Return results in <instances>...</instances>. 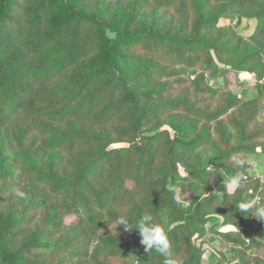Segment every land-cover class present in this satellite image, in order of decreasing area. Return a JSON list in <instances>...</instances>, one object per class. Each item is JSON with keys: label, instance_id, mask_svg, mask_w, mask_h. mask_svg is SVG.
Here are the masks:
<instances>
[{"label": "rangeland", "instance_id": "obj_1", "mask_svg": "<svg viewBox=\"0 0 264 264\" xmlns=\"http://www.w3.org/2000/svg\"><path fill=\"white\" fill-rule=\"evenodd\" d=\"M14 1L22 10L11 18L26 24L37 0ZM74 1L76 9L93 14L104 23L106 37L119 42L126 57L140 60L151 73L147 79L127 77L110 87L106 85L102 94L108 99L114 94L115 106L119 102L125 104V112L109 124L94 126L85 121H66L56 124L51 134L40 133L34 122L44 119L37 106L49 105L54 100L55 94L67 84V78L81 65L76 64L60 78L38 86L27 97L24 108L0 128V264H10L13 259L32 264H91L93 253L107 239L114 244L128 241L134 250V241L141 244V237L123 233V226H117L116 222L104 223L96 236L86 235L76 227L85 208L73 209L72 203L54 189L73 183L97 153L130 146L142 148L144 143L139 136L158 132L167 136L156 159L157 167L165 163L169 140L176 138L188 143L198 139L201 146L190 155L175 156L180 160L178 176L187 180L175 185L185 188L178 202L181 209L178 219L170 220L160 214L153 222L164 230L170 229L180 223L181 217L189 220L192 211L202 204L199 218L204 217L206 224L194 234L192 242L203 251V264H264V220L256 218L264 211V100L260 92L264 85V57L239 71L232 69L243 56L254 52L255 45L262 43L251 39L256 25L249 18L252 8L223 12L226 0ZM45 20L46 27L50 26L48 18ZM206 20L215 21L212 29H203L198 24ZM13 28L9 25L7 31L11 33ZM166 40L191 45V63H179ZM197 41L204 46L195 47ZM227 48L237 51L231 56L219 53ZM102 55L100 52L90 57L91 65L105 69L107 62ZM175 105L176 109H165L139 132L133 131L140 107L159 112ZM208 115L214 119L208 121ZM126 129H131L132 134L122 137L121 132ZM69 132L92 136L99 142L77 147L70 154L49 147L55 138ZM257 148L261 151L257 152ZM237 157L246 160L245 168L235 167ZM52 160L58 162L57 175L49 183L37 182L28 165L38 167ZM209 164L217 173L207 179L206 187L200 186L192 195L191 180L180 166L208 170ZM235 173L246 179L234 192L226 185ZM159 180L160 187L174 185L167 175ZM154 188L150 181L137 186L127 180L111 211L117 218H132L133 223L135 218L146 214L140 206ZM216 189L225 192L223 204L219 199L212 204L207 201ZM19 192L25 195L21 197ZM245 196H251V200L260 198L258 204L250 207V220L240 229L258 239V248L237 246L218 234L236 232L235 227L222 223L229 216L232 223L239 221L235 213ZM191 202L194 203L188 213ZM179 259L175 258V262ZM96 262L135 264L136 257L101 255Z\"/></svg>", "mask_w": 264, "mask_h": 264}, {"label": "trees", "instance_id": "obj_2", "mask_svg": "<svg viewBox=\"0 0 264 264\" xmlns=\"http://www.w3.org/2000/svg\"><path fill=\"white\" fill-rule=\"evenodd\" d=\"M74 2V0H37L29 12L30 20L22 24L11 18L22 10L21 6L15 4L14 0H0V128L24 108L27 97L38 86L60 78L76 64L81 65L67 78V84L55 94L54 100L49 105L37 106L40 116L44 119V121L37 119L34 122L40 133L51 134L56 124L66 121H85L94 126L109 124L115 116L125 112V104L119 102L115 106L114 94L109 99L104 93L102 94L106 85L110 87L127 77L135 79L149 77L150 70L145 68L140 60L126 57L122 52L121 44L106 37L104 23L95 15L76 9ZM247 7L252 8L249 18L256 22L251 39L254 42L262 41V43L255 45L252 54L243 56L242 60L232 68L234 71H239L243 66L264 57V0H226L222 11L228 12ZM46 18L51 22L48 27H46ZM198 24L202 25L203 29H212L215 21L206 20ZM9 25L14 26L11 33L7 31ZM11 39L20 46V50L15 47ZM165 44L169 47V51L174 52L179 63H191L192 56L189 54L193 50L191 45L178 41L167 42V40ZM196 46H204V44L197 41ZM236 51L237 48H227L219 53L231 56ZM100 52L103 53L102 57L107 62L105 69L90 63V57ZM260 92L264 100V85L260 88ZM176 108L175 105L154 112L140 107L138 116L134 120L133 131L139 132L147 127L165 109ZM206 118L212 121L214 116L208 115ZM131 134V129L121 132L122 137H128ZM165 136H167L165 132L139 136L140 141L144 143L142 148L130 146L99 152L82 168L73 183L57 186L54 189L55 193L72 203L73 209L77 210L80 206L85 208L86 211L78 218L76 227L81 228L86 235L96 236L104 223H115L117 217L110 207L117 201L127 180L137 186L150 181L151 186L155 187L147 200L141 204L142 212L151 214L153 218L165 214L167 219H178L181 209L179 203L173 199V190H178L182 195L185 188L181 189L175 185L187 180L178 176L177 168L180 160L175 156L194 153L200 148L201 142L196 139L193 142L181 143L176 138L167 141L164 153L165 163L157 167L156 159L160 157L159 150L161 151ZM97 142H99L98 138L69 132L55 138L49 147L70 154L77 147L90 146ZM57 163L52 160L38 167L28 165V169L37 182L49 183L57 175L55 170ZM180 168L191 180L189 188L192 195H195L200 186L206 187L207 179L217 173L200 170L193 166L181 165ZM166 175L174 184L171 188L159 185V179ZM216 190L224 192L222 189ZM213 191L207 200L209 204L218 200ZM245 199L251 201V196H245L242 201ZM193 203H190L186 212L191 211L190 207ZM201 207L204 206L200 204L192 211V215L188 217L189 220L181 217L179 224L165 230L173 245L172 254L169 257L173 264H203V251L192 242L194 234L206 224L204 217L199 218ZM235 215L239 218L237 223H232L229 216L225 217L222 224L235 227L236 232L218 234L227 242L243 248L260 247L257 238L247 235V230L240 231L241 226L250 220V208L242 213L238 203V212ZM137 220L138 218H135L130 227H135ZM121 231L135 238L141 237L136 229L126 231L122 228ZM134 242L135 248L131 250L128 241L114 244L108 239L102 240L90 262L98 264L96 258L101 255L107 257L133 255L136 257L135 264H164L165 258L155 250L146 252L142 244ZM178 257L180 259L176 263L175 258ZM10 264L32 263L13 259Z\"/></svg>", "mask_w": 264, "mask_h": 264}, {"label": "clouds", "instance_id": "obj_3", "mask_svg": "<svg viewBox=\"0 0 264 264\" xmlns=\"http://www.w3.org/2000/svg\"><path fill=\"white\" fill-rule=\"evenodd\" d=\"M257 152H260L261 149L257 148ZM235 167L237 168H245L246 167V160L242 158H235ZM208 171L211 173L216 172L217 170L214 169L210 164L208 165ZM246 177L241 173L232 174L229 177L228 183L226 187L232 191H236L240 189L243 185ZM213 194L221 201L223 204L224 200V192L214 190ZM18 195L23 197L25 193L19 192ZM173 199L177 202L181 200V194L178 190H173ZM259 197L255 200L248 201L245 199L244 201L239 203V209L242 213L247 212L249 208L253 205L259 203ZM256 218L264 220V211L258 213ZM152 221V223H149ZM117 226L122 225L126 231H131L132 229H136L141 236L140 243L144 246L146 252H150L155 250V252L159 253L162 257H164V264H173V262L169 259L172 254L173 245L170 242L167 233L165 232L164 228H162L159 224L153 222V217L151 214H145L138 218L135 227H130L131 220L128 217L121 216L116 219Z\"/></svg>", "mask_w": 264, "mask_h": 264}]
</instances>
